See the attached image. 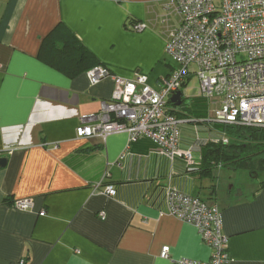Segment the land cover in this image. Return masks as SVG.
<instances>
[{"label":"crops","instance_id":"1","mask_svg":"<svg viewBox=\"0 0 264 264\" xmlns=\"http://www.w3.org/2000/svg\"><path fill=\"white\" fill-rule=\"evenodd\" d=\"M165 2L0 0V158L8 159L0 167V264L209 260L198 228L168 213V187L217 204L227 264H264V180L221 166L202 171L200 148L216 135L214 124L183 117L180 148L193 149L192 165L159 154L147 137L77 136L79 117L99 112L115 86L111 77L91 84L90 67L146 74L154 88L170 74L166 44L181 18ZM138 22L146 27L134 30ZM197 96L183 95L185 105ZM183 109L171 103L178 115ZM234 177L239 186L226 191ZM107 184L115 196L104 193ZM27 198L32 210L12 206Z\"/></svg>","mask_w":264,"mask_h":264},{"label":"built area","instance_id":"2","mask_svg":"<svg viewBox=\"0 0 264 264\" xmlns=\"http://www.w3.org/2000/svg\"><path fill=\"white\" fill-rule=\"evenodd\" d=\"M165 6L174 8L181 18L166 44L170 74L154 88L146 74L124 78L106 65L89 69L91 84L111 77L115 86L111 99L102 101L99 112L79 117L77 136L106 139L125 132L129 142L148 137L157 144L159 154L171 160L183 158L192 165L193 149L180 148L181 125L187 120L175 116L170 103L171 96L191 77L199 79L198 95L208 100L209 114L202 121L264 127V0H166ZM132 27L139 31L146 25L138 22ZM212 140L228 143L229 137L218 133ZM104 193L115 196L116 187L107 184ZM165 193L168 213L194 224L212 248L207 261L182 262L227 264L231 258L229 238L223 232V215L217 204L171 187ZM12 206L32 210L34 201L18 199ZM99 215L106 218L104 211ZM169 253L170 246H164L161 257L169 258Z\"/></svg>","mask_w":264,"mask_h":264},{"label":"trees","instance_id":"3","mask_svg":"<svg viewBox=\"0 0 264 264\" xmlns=\"http://www.w3.org/2000/svg\"><path fill=\"white\" fill-rule=\"evenodd\" d=\"M74 48L79 49L85 55L88 53V50L83 46H74ZM186 84L183 85V88L186 87ZM185 102L186 98L183 97L182 106L184 108L183 112H186L185 114L180 113L178 115L172 111L178 118L182 119L184 116H190V118L206 119L208 117L209 107L206 98L197 96L192 98L187 105H185ZM212 124L217 128L216 135L225 133L229 137V142H214L212 139L215 136H212L201 145V162L199 165H201L202 171L209 174L214 168L221 166L233 170H247L253 178L261 177L264 174V127ZM155 146L157 150L156 143Z\"/></svg>","mask_w":264,"mask_h":264},{"label":"rangeland","instance_id":"4","mask_svg":"<svg viewBox=\"0 0 264 264\" xmlns=\"http://www.w3.org/2000/svg\"><path fill=\"white\" fill-rule=\"evenodd\" d=\"M199 86H200L199 79L196 76L191 77V79L188 82V86L183 91V93H184L183 95L185 97L196 96L198 94V92H199ZM223 170L227 171L228 169H227V167H225ZM237 179H239V178H237ZM237 179H235V177H234V179L231 178L230 184L228 185L226 191L231 189L233 185H235V187L233 189H235L236 187L239 186L241 180H237ZM254 180L257 181V182L259 180H264V174L261 175V177H259V178H255Z\"/></svg>","mask_w":264,"mask_h":264},{"label":"water","instance_id":"5","mask_svg":"<svg viewBox=\"0 0 264 264\" xmlns=\"http://www.w3.org/2000/svg\"><path fill=\"white\" fill-rule=\"evenodd\" d=\"M170 101L172 104H174L175 106H181L183 103V91L179 90L177 92H175L171 98ZM8 159L6 157H2L0 158V167H3L6 165Z\"/></svg>","mask_w":264,"mask_h":264}]
</instances>
